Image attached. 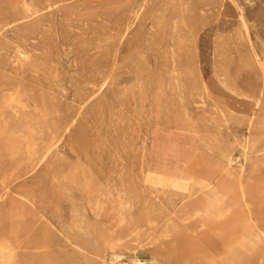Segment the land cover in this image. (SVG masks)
Listing matches in <instances>:
<instances>
[{
	"label": "rangeland",
	"instance_id": "374dc122",
	"mask_svg": "<svg viewBox=\"0 0 264 264\" xmlns=\"http://www.w3.org/2000/svg\"><path fill=\"white\" fill-rule=\"evenodd\" d=\"M219 1L0 0L1 94L11 95V84L28 94L24 115L40 129V143L56 142L34 171L4 182L12 160L0 140V264H14L9 246L23 249L31 239L47 245L50 236L61 241L67 230L83 232L85 224H96L109 239L120 237L124 258L118 264H131L136 250L155 254L160 264H180L182 254L170 241L158 242L167 215L168 228L183 242L200 241L215 264H264V236L248 235L243 246L234 245L243 239L251 215L264 226V155L246 161L241 180L247 205L240 198L238 165L225 170L213 152L200 147L197 133L166 126L186 118L223 145L239 140L244 130L235 117L221 118L219 109L248 112L249 98L231 88L250 92L256 71L245 43L233 35L237 25L230 7L225 4L218 15ZM236 1L245 8L263 61L264 0ZM203 9L212 10L211 18L193 44L186 24L197 29L194 15ZM193 45L196 70L187 62ZM170 147L184 151L179 164ZM161 162L198 172L211 184L202 189L150 185L145 171ZM218 199L229 206L220 217L213 207ZM138 209L145 220L133 223L129 212ZM134 239L144 245L136 249ZM227 249L235 250L221 262ZM58 261L107 263L72 253L58 254Z\"/></svg>",
	"mask_w": 264,
	"mask_h": 264
},
{
	"label": "bare ground",
	"instance_id": "6f19581e",
	"mask_svg": "<svg viewBox=\"0 0 264 264\" xmlns=\"http://www.w3.org/2000/svg\"><path fill=\"white\" fill-rule=\"evenodd\" d=\"M225 4L230 7V11L232 12V16L234 17V20H235L236 25H237L235 32L233 31V35H235L242 42L245 43V45L249 51L250 57L253 60L252 63L254 65V68L256 71V73L253 74L254 76L251 77L250 80L248 79L249 80L248 83L251 87L250 92H240L239 89L235 90V89L231 88V90L234 91V93H236L238 95H244V96L249 98L250 109L248 110V112L246 114H238V113H234L232 110L228 109L227 107L226 108L222 107L219 109V116L221 118L227 120L229 117H235L236 120L238 121V123L240 125L244 126L243 132L242 133L240 132L241 137L236 142L230 141L228 144L223 145L222 143H220L221 138L218 139L216 136L212 139L207 138L206 134L196 127V123H194V122H192L186 118L185 119H175L174 121L168 120L166 123V126L168 128H172V129H175V130L181 131V132L197 133L198 140L200 143V147H202V148L206 147V149L210 150L211 153L213 152L216 155L220 164L222 165L221 167L225 168V166H228L227 168H225V170H227L230 167L233 168L232 164L238 165L239 169L237 171V174L240 177V182L238 183L239 187L237 186L238 184L236 186L239 188L240 198H243L245 204L248 205V195H247L246 187L241 180L245 174L246 161L251 160V159H255V158H258V157L264 155V60L262 61V60H260V58H257V49H256V46H255L254 41H253L252 36H251V25L249 24V20L247 19L245 8L242 5V3L240 4L236 0H220L218 7L216 8L218 15H220L219 14L221 12L220 10H222V8L224 9ZM211 14H212L211 9H203V10H198L195 12V15H194L195 23L197 24L198 27H197V29L192 30L190 28V26L188 24H186V28L188 31V32L187 31L186 32L188 35L187 36L185 35V36H186L187 40H189L191 43L194 44L196 36L198 34V30L201 29L206 24H208V22L211 18ZM220 18H221V16H220ZM180 38H181V36H180ZM173 40H174V38H173ZM196 41H198V40H196ZM262 52L264 54V49L262 50ZM116 61H117V52L114 50L112 55H111V61H110L111 62L110 63L111 68L115 65ZM187 62L194 69L197 67V51H196V48L194 45H193L192 52L190 54V59ZM139 71H142V70H139ZM7 87L12 88V90H13V91H11L12 94L11 95H2L1 94L2 85H0V140L3 141L4 145L8 148L10 158L12 161H11L10 168L6 171V174H5L7 177L4 176V178L2 179V181H4V182L15 180L24 174H28V173L34 171L37 168V166L43 160H45L47 158L49 153L53 150V148L56 145V142L54 140L50 141L49 143H40V140H39L40 135H41L40 129L36 127V124L34 123V121H32L31 119H28V117L24 115L25 114L24 113V105H23L22 101L24 98H29L30 96L28 94L20 93L19 88L15 84L7 85ZM177 94H179V93L177 92ZM203 99H205V98H203ZM240 99H242V98H240ZM30 105H31V103H30ZM180 108H182V107H180ZM195 113H196V111H195ZM221 124L222 123H220V125ZM198 125H200V124H198ZM239 131H241V130L239 129ZM235 146H236V148H235ZM149 149H151V148H149ZM168 153H170L171 156L176 158V162H178L181 160L180 156L182 155V153H184V151L182 149H179V148H171L170 147L168 149ZM24 155H27V160L23 159ZM178 164H179V162H178ZM47 166H49V165H47ZM21 167L24 168V170L22 169L23 173H20ZM85 167L83 169H85ZM215 174H217V173H215ZM193 175H198L199 179L193 178ZM145 181L147 183H149L150 185H158L161 187L170 186V187L178 188V189H188L192 186L199 187V189H202L203 187L205 188L206 186L211 184V181L206 179V177H204L203 175H201L198 172L196 173V172H192V170H184L180 166L171 168V167L165 166V164H162V162H161V164H153L147 168V170L145 171ZM156 189L158 190V188H156ZM208 191H210V190H208ZM181 200H182V198H181ZM215 202L216 203L213 204V207H217V216L218 217L224 216L225 213L229 209L228 204H226L225 202H223L220 199H218ZM245 210H247V209H245ZM135 211L136 210H134L133 212H135ZM165 219H166V224H165L166 226H165V230L163 231L164 241H162L161 243L166 244L170 241L169 245L176 248L175 252L177 254H180V255L182 254L180 257V259H181L180 264H215L216 263V258H214V256L210 254V252L205 248V246L203 244L199 243L200 241H194V240L190 241V239H186L183 242L182 239H179L180 236L177 234V232H175L173 229L171 230L168 228V223H169L168 221H171V217L169 215H167ZM249 219H250L249 224H248V227L245 229L243 239L242 238L236 239V241L234 242L235 246H238V245L243 246L248 235L264 236V226L253 215H251ZM220 224H221V222H220ZM92 230H93L94 238H93L92 242L89 243L91 250H92L91 256L94 259H104L105 258L104 257L105 235H103L100 228L96 225L92 226ZM221 234H222V232H221ZM248 237H251V236H248ZM186 241H187V246L188 247L190 246L189 249H188V247L186 248ZM47 242H48V244L46 245V243L45 244H43L42 242L38 243L36 240L31 239V241H28V243L26 245H24L23 249H19V250L17 249L15 252L18 255L19 264H52V259H51L52 254H51V247H50L52 245V241L49 239ZM224 244L227 247L229 245V242L224 243ZM83 245L84 244L82 243V244L78 245V247L79 248L85 247ZM136 246L137 247H135V248L137 249L139 247H142L143 244L137 243ZM234 250L235 249L230 250V251H229V249L225 250L222 253L221 262H223L224 259L229 258V253L233 252ZM243 250H244V248H243ZM129 259H130L131 264H160L161 263L158 256H156L155 254L150 255V256H145L142 252H140L138 250H136L129 257ZM218 260L219 259L217 258V261ZM163 261H164V263L166 262V257H164Z\"/></svg>",
	"mask_w": 264,
	"mask_h": 264
},
{
	"label": "crops",
	"instance_id": "0c3cea01",
	"mask_svg": "<svg viewBox=\"0 0 264 264\" xmlns=\"http://www.w3.org/2000/svg\"><path fill=\"white\" fill-rule=\"evenodd\" d=\"M232 89H237V87L232 88ZM193 178L199 179L198 175H193ZM134 210L129 212V219L133 223H138L142 222L145 220V211L138 209L135 212ZM132 212V213H131ZM96 224H85L84 226V231H70L67 230L65 234H63V238L61 241L54 236H50V240L52 241L51 247V254H52V264H60V261H58V254H68L72 253L75 257L81 258L85 256V258H92L91 253V247H90V242H92L94 235H93V230L92 226ZM97 226V225H96ZM137 243L143 244L142 241H138L134 239ZM164 241L163 235L161 236L160 240L158 242ZM60 242V244H59ZM84 244L83 248H79L78 245ZM120 237H112V238H107L105 236V241H104V259H98V260H105L107 263L106 264H118L119 260L124 258L123 253L119 250L120 248ZM144 245V244H143ZM69 246V250L67 251L66 248ZM110 248V252H107V248ZM9 250L13 255V262L15 264L16 261H18V255L16 252L13 250L12 246H9ZM159 258V257H158ZM97 260V259H95ZM130 260V259H129ZM124 261V260H123ZM125 262V261H124ZM18 263V262H17ZM66 263V262H65Z\"/></svg>",
	"mask_w": 264,
	"mask_h": 264
}]
</instances>
